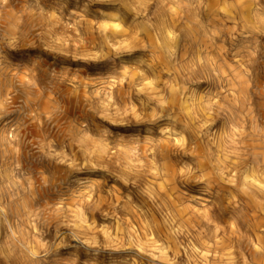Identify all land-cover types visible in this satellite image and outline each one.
Here are the masks:
<instances>
[{
    "label": "rangeland",
    "instance_id": "1",
    "mask_svg": "<svg viewBox=\"0 0 264 264\" xmlns=\"http://www.w3.org/2000/svg\"><path fill=\"white\" fill-rule=\"evenodd\" d=\"M171 1L0 0V199L40 252L0 211V264H264V195L245 192L251 170L264 182V0ZM88 134L155 165L210 242L195 251L139 173L90 161Z\"/></svg>",
    "mask_w": 264,
    "mask_h": 264
},
{
    "label": "bare ground",
    "instance_id": "2",
    "mask_svg": "<svg viewBox=\"0 0 264 264\" xmlns=\"http://www.w3.org/2000/svg\"><path fill=\"white\" fill-rule=\"evenodd\" d=\"M133 4L139 3L141 6L145 5V0H131ZM173 3V0L171 1ZM126 9H129L126 7ZM145 10V9H144ZM3 15L0 13V18H2ZM9 23H12V21H6L5 18H2L0 20L1 30H4L3 27L9 26ZM143 25V24H142ZM165 40L166 45H169L172 42V38L168 35V33L165 30ZM214 69V68H212ZM215 70V69H214ZM31 73V70H28L26 73V77ZM14 86L13 84L8 83L6 80L2 78L0 75V112L3 110L4 107V101L8 99H13V93H14ZM36 111V110H35ZM40 111H44V109H40ZM40 115V113H39ZM38 118L41 120V117L38 116ZM30 136L32 138H38L39 142H46L48 141L50 144L57 141L59 144H63L65 142L64 139H58L59 137L56 134L50 133L48 130H45L42 126L39 124H36L29 129ZM55 137L56 140L53 141L51 138ZM61 138V137H60ZM82 143L79 145V148L85 150V154L88 156L90 161L96 162V164H105L109 163L111 161H116L121 166L123 170H125L127 173H139L141 177L147 182L148 190L151 193H159L161 196V200L164 202L166 206L171 208L175 214V217L178 216L177 225L184 226L187 224L189 228V232L192 234V241L191 246L195 251H198L200 249L201 245H204L206 243H209L207 237L208 234H210V231L205 225H201L199 222L201 219H195L198 215L203 218H207L208 214L202 213V214H195L194 212L190 211V214L186 213V209L184 208L183 204V196L179 190H175V186L173 187L174 183L170 184H162L159 187H157L156 181L160 179L158 176L159 174L155 171V165H151L150 169H147L144 165L137 162L139 160L140 156H138L136 153H132L131 151H128L126 148L122 146L121 143H117L114 148L111 149L108 147V145L101 140L97 139L95 136L88 134L83 135L81 139ZM6 139L3 137H0V146H5ZM264 142V138H263ZM264 147V146H263ZM77 149V147H76ZM75 150V147L73 148V151ZM113 150V152H111ZM108 156V157H107ZM17 164H19L24 171H29L30 168L27 167L24 160L21 159V156L19 155L17 157ZM136 176V175H134ZM264 178V177H263ZM16 182V181H15ZM246 182L249 185L245 190L247 196L249 197V200H253L254 193L251 187H254L258 190H260V193L264 195V182L261 178V176H258L255 174V169L251 170L249 174H247ZM18 185V184H17ZM30 186L33 187L32 182L30 181ZM7 197L6 194L2 193V199H0V211L4 214L5 217V227L10 232V236L14 238L15 241H17L20 246L25 249L26 253L30 254L31 258H38L39 257V249L36 243L35 234L33 235L31 231V224L28 223L26 220H22L19 217L21 214L14 215L16 217H12L8 210L2 206L1 201L4 203L6 202ZM7 210V211H6ZM73 216H75L77 219L81 218L82 212L77 210H74ZM82 226V225H81Z\"/></svg>",
    "mask_w": 264,
    "mask_h": 264
}]
</instances>
